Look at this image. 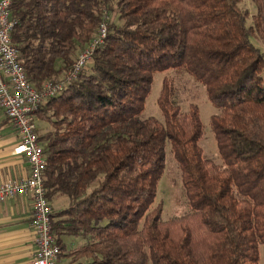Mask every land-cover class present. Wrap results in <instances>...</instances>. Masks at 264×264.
<instances>
[{"label":"trees","instance_id":"obj_1","mask_svg":"<svg viewBox=\"0 0 264 264\" xmlns=\"http://www.w3.org/2000/svg\"><path fill=\"white\" fill-rule=\"evenodd\" d=\"M11 0V41L40 90L70 70L101 25L88 71L34 113L51 230L70 264H258L264 246V0ZM109 15L113 19L106 20ZM60 63V64H59ZM185 72L221 113L210 127L223 166L202 156L198 108L163 81V122L142 119L154 74ZM37 133V132H36ZM169 143L190 212L152 208ZM62 198L63 207H52ZM84 240L67 250L62 237Z\"/></svg>","mask_w":264,"mask_h":264},{"label":"built area","instance_id":"obj_2","mask_svg":"<svg viewBox=\"0 0 264 264\" xmlns=\"http://www.w3.org/2000/svg\"><path fill=\"white\" fill-rule=\"evenodd\" d=\"M16 21L11 17V0H0V108L11 123L18 142L13 155L24 157L29 175L24 179H10L0 183V204L17 196H29L32 202V223L36 247L33 264H57L60 249L51 230L52 208L44 187L45 159L37 141L34 113L50 98L77 80L92 62L95 48L102 44L106 27L101 25L97 35L74 61L58 82H47L36 90L27 80L19 61L18 50L11 41Z\"/></svg>","mask_w":264,"mask_h":264},{"label":"rangeland","instance_id":"obj_3","mask_svg":"<svg viewBox=\"0 0 264 264\" xmlns=\"http://www.w3.org/2000/svg\"><path fill=\"white\" fill-rule=\"evenodd\" d=\"M240 8L248 13L249 18L247 20V26H251V17L256 14L255 5L251 0H242ZM112 19L113 15H109L106 20L109 22ZM251 41L264 53V42L259 37L252 38ZM87 47L88 45L80 48L74 59L76 60ZM90 64L91 62L82 72H87ZM164 80L172 86L175 93L173 100L180 107L182 112H186L190 105H195L198 108L203 130L202 137L198 142L202 150V156L204 159L211 161L214 165L222 167L223 163L219 157L214 134L210 127L211 117L219 115L221 110L211 104L206 95L205 88L200 83L196 82L190 75L175 69L155 73L150 91L145 99L144 108L139 114V117L142 119L153 118L161 123L163 122V115L158 107L157 100ZM35 122L38 135L50 131V127L46 122L38 118H35ZM158 205L162 206V222L182 217L190 212L185 190L182 185L181 172L168 142L165 146L164 170L157 184L156 197L152 208ZM258 252V264H264L263 245L259 246Z\"/></svg>","mask_w":264,"mask_h":264},{"label":"crops","instance_id":"obj_4","mask_svg":"<svg viewBox=\"0 0 264 264\" xmlns=\"http://www.w3.org/2000/svg\"><path fill=\"white\" fill-rule=\"evenodd\" d=\"M34 124L35 117L33 118ZM18 142L17 135L0 108V183L10 179H24L29 175V166L24 157L13 155ZM66 204L62 198L52 202V207ZM32 223V202L29 196H17L0 204V264H33L36 247ZM67 250L82 246V239L62 237ZM57 264H70V259L61 255Z\"/></svg>","mask_w":264,"mask_h":264}]
</instances>
